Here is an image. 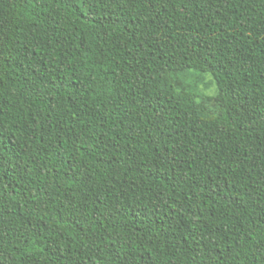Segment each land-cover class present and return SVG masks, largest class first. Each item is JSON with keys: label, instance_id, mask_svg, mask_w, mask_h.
<instances>
[{"label": "trees", "instance_id": "trees-1", "mask_svg": "<svg viewBox=\"0 0 264 264\" xmlns=\"http://www.w3.org/2000/svg\"><path fill=\"white\" fill-rule=\"evenodd\" d=\"M0 264H264V0H0Z\"/></svg>", "mask_w": 264, "mask_h": 264}, {"label": "rangeland", "instance_id": "rangeland-1", "mask_svg": "<svg viewBox=\"0 0 264 264\" xmlns=\"http://www.w3.org/2000/svg\"><path fill=\"white\" fill-rule=\"evenodd\" d=\"M179 79L185 86L202 97L212 96L217 91L216 84L210 74L189 69L186 73L181 74Z\"/></svg>", "mask_w": 264, "mask_h": 264}]
</instances>
